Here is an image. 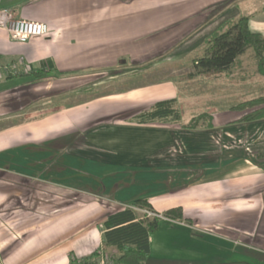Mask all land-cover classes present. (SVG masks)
<instances>
[{
    "label": "crops",
    "instance_id": "crops-1",
    "mask_svg": "<svg viewBox=\"0 0 264 264\" xmlns=\"http://www.w3.org/2000/svg\"><path fill=\"white\" fill-rule=\"evenodd\" d=\"M0 7L49 27L47 37L26 43L0 31V66L10 68L0 89L13 84L0 91V264H83L97 250L115 256L102 248L103 221L135 200L160 214L179 207L183 216L158 221L146 264H264V120L233 124L244 112L231 106L206 111L211 125L202 129L135 119L168 99L183 123L203 112L184 120L180 108L198 99L183 84L214 76L190 75L192 60L225 21L246 17L264 37V0ZM177 65L189 73L175 75ZM156 67L171 69L152 78Z\"/></svg>",
    "mask_w": 264,
    "mask_h": 264
},
{
    "label": "trees",
    "instance_id": "trees-1",
    "mask_svg": "<svg viewBox=\"0 0 264 264\" xmlns=\"http://www.w3.org/2000/svg\"><path fill=\"white\" fill-rule=\"evenodd\" d=\"M248 51L255 64V72L264 78V37L248 29L247 18L239 17L225 21L219 29L204 41L200 57L192 60L194 72L190 75L232 74L240 66V58ZM230 111L244 112L232 123L255 122L264 120V95L240 101L229 108ZM137 124L179 123L183 129L208 128L211 116L206 112L181 122V113L175 99L152 104L147 110L135 116ZM132 207L150 208L146 200H135L131 206L121 207L109 215L102 224V248H114L113 264H146L149 254V234L154 232L158 219H137ZM167 219L183 220L182 211L172 208L162 213ZM188 222V221H187ZM99 251H95L83 264H95Z\"/></svg>",
    "mask_w": 264,
    "mask_h": 264
},
{
    "label": "rangeland",
    "instance_id": "rangeland-1",
    "mask_svg": "<svg viewBox=\"0 0 264 264\" xmlns=\"http://www.w3.org/2000/svg\"><path fill=\"white\" fill-rule=\"evenodd\" d=\"M251 52L248 51L245 55H243L240 58V62L243 64L240 67H236L235 70L232 72V79H227L225 78V75L220 74V75H214L211 78H206V77H200L197 79V81L193 82H186L183 84L185 87V92H191L194 91L195 93L197 92L198 99L194 101H183L182 105L180 104V108H182V111L184 115L182 114L184 120H187L188 118V113L192 112L197 114L198 112L200 113L201 111H210V110H215L220 109V108H228L229 106H232L240 101L249 99L251 96H259L261 94H264V78H261L257 76V73L255 72V64L254 61L251 57ZM178 67V72L175 74H179V70H183V73L186 75L189 73V70L186 69H179ZM170 68V67H168ZM159 68H151L150 71L155 72L153 73L154 76L152 78H157V77H166L167 72L170 71V69L163 68L162 73L159 72ZM242 72H244V82H241V75ZM187 80V79H185ZM4 82H8V80H5ZM132 84V82H126L122 84H112L110 83H105V84H100L96 87L98 93L102 94L106 91H109L110 89H113L115 87H121V86H128ZM13 84L7 83L4 84V87L0 89V91L6 90L8 88H12ZM221 96H224V98H219ZM249 97V98H248ZM79 101V98L73 99L71 102H77ZM192 103V104H191ZM216 107V108H215ZM188 108V109H187ZM34 114V113H33ZM32 116V115H30ZM5 123L0 122V127L4 126ZM253 155H255V152L253 149H251ZM114 209V208H113ZM150 210L148 208H139V210L134 209L137 219L142 220V219H151L146 217L143 213L142 210ZM110 212V210H108ZM152 211V210H150ZM163 215V214H162ZM253 235V239H261L259 236L258 232H255ZM258 240V239H257ZM264 240V239H263ZM203 250L211 252L212 250H220L218 249V246L216 245L215 248H213L210 245H206L203 247ZM107 256H111L112 254L110 252L107 253ZM116 254V253H115ZM117 255V254H116ZM109 256V257H110ZM112 257V256H111ZM97 259V257H96ZM95 259V260H96Z\"/></svg>",
    "mask_w": 264,
    "mask_h": 264
},
{
    "label": "built area",
    "instance_id": "built-area-1",
    "mask_svg": "<svg viewBox=\"0 0 264 264\" xmlns=\"http://www.w3.org/2000/svg\"><path fill=\"white\" fill-rule=\"evenodd\" d=\"M0 31L5 32L10 39L19 43H26L32 38H44L49 35V27L45 23L33 22L13 17L12 11L0 7ZM9 67L0 66V75L8 73ZM249 150V148H246ZM136 210H139L137 208ZM142 213L148 218L158 220L166 219L162 214L143 209ZM107 253L100 252L95 260V264H113L111 256Z\"/></svg>",
    "mask_w": 264,
    "mask_h": 264
}]
</instances>
